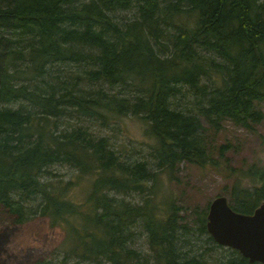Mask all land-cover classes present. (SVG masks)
Returning <instances> with one entry per match:
<instances>
[{"label": "trees", "instance_id": "1", "mask_svg": "<svg viewBox=\"0 0 264 264\" xmlns=\"http://www.w3.org/2000/svg\"><path fill=\"white\" fill-rule=\"evenodd\" d=\"M129 8L128 21L114 17ZM263 102L264 0H0V220L42 216L63 231L51 256L28 264H211L207 252L229 247L208 235L203 209L195 224L209 245L183 249L179 206L149 196L156 172L171 179L182 160L206 165L201 120L251 131ZM123 115L152 139L144 160L90 131ZM71 116L80 126L65 124ZM54 165L76 174L57 178ZM230 174L229 207L252 212L264 166ZM229 250L219 264H259Z\"/></svg>", "mask_w": 264, "mask_h": 264}, {"label": "rangeland", "instance_id": "2", "mask_svg": "<svg viewBox=\"0 0 264 264\" xmlns=\"http://www.w3.org/2000/svg\"><path fill=\"white\" fill-rule=\"evenodd\" d=\"M133 10L129 8L127 11H117L114 17L117 20L128 21L133 16ZM186 99H189L188 95ZM186 103V100L179 101L181 107L188 106ZM258 108L263 118L251 131L225 120L219 123V129L215 131L214 127L200 119L203 128L202 137L210 161L203 166L182 160L173 171L171 179L164 171L156 172L157 180L149 196L157 206L163 204L165 200H173L179 206L180 223L188 226L186 236L188 240L183 249H190L191 252L196 253L205 251V247L209 245L206 244V234L197 231L195 221L200 210L206 211L207 204L213 196L217 194L226 196L222 190L226 185L228 187L235 177L230 174L231 170L243 173L249 165L264 166V102L258 104ZM64 121L66 125L78 122L80 126L78 118L72 116L65 118ZM88 125L91 132L109 138L118 154L128 157L129 160H144L148 155L149 145L153 143L150 137L143 135V124L133 116H120L117 120L111 121L106 128L92 125L91 122ZM50 170L57 175V178L76 174L74 169L71 170L65 165H54ZM240 181L245 185L248 179L242 175ZM85 182L84 179L77 180L70 190V197L73 200L81 199ZM143 196L133 194L126 198L135 202ZM47 221L42 216L31 219L25 224H12L8 220L1 219L0 264H28L40 257L51 256L55 246L61 242L63 231L57 225H49ZM134 228L136 242L133 246L142 248L144 240L140 228L138 226ZM229 249L215 247L211 252H207L211 256V264H219L217 259L227 254ZM73 261L74 259H70L71 263ZM74 264L84 263L76 261Z\"/></svg>", "mask_w": 264, "mask_h": 264}, {"label": "water", "instance_id": "3", "mask_svg": "<svg viewBox=\"0 0 264 264\" xmlns=\"http://www.w3.org/2000/svg\"><path fill=\"white\" fill-rule=\"evenodd\" d=\"M207 204L205 229L218 245L228 246L250 262L264 264V200L250 213L232 210L225 195Z\"/></svg>", "mask_w": 264, "mask_h": 264}]
</instances>
